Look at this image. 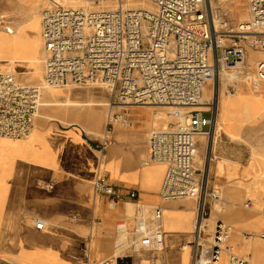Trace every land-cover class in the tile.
<instances>
[{
	"label": "built area",
	"instance_id": "built-area-1",
	"mask_svg": "<svg viewBox=\"0 0 264 264\" xmlns=\"http://www.w3.org/2000/svg\"><path fill=\"white\" fill-rule=\"evenodd\" d=\"M128 1L78 0L43 8V84L20 81L0 68V136L29 135L44 85L102 83L114 91L112 104L173 107V126L149 134L148 161L166 164L160 200L195 202L191 239L186 243L192 247L188 264H253V254L244 246L253 238H264V228L256 233L208 221L210 205L219 198L208 186L217 108L212 99L202 104V91L219 71H242L246 47L264 51V0H245L248 17L238 22L217 12L211 0H141L148 6H124ZM90 2L110 3L112 8H91ZM254 70L257 79H264V59L255 62ZM121 117L125 119L124 114L111 113L108 129ZM199 134L206 137L200 169L194 143ZM93 190L96 195L128 197L133 205L128 234L134 243L163 249L160 204L148 206L143 214L137 192L110 184L101 170ZM32 224L37 230L45 226L40 218H32ZM259 261L264 264V257ZM93 264L133 263L123 249Z\"/></svg>",
	"mask_w": 264,
	"mask_h": 264
},
{
	"label": "bare ground",
	"instance_id": "bare-ground-1",
	"mask_svg": "<svg viewBox=\"0 0 264 264\" xmlns=\"http://www.w3.org/2000/svg\"><path fill=\"white\" fill-rule=\"evenodd\" d=\"M55 1L69 3L76 0ZM49 2L50 0H0V19L10 17L9 25L5 29L0 28V66L2 70L13 72L20 81H25L24 78H26L28 81H39L37 84H43L42 62L44 63L45 52L44 48L42 49L40 20L42 10ZM211 3L217 12L224 14L231 21L248 17L247 5L245 3L246 17L242 0H211ZM92 4L90 2L87 5L91 7ZM126 5L129 7L148 6L145 1L141 0H131L124 4ZM95 6V8L107 6L112 8L110 3H99ZM0 23L3 24V20H0ZM259 59H264V51L246 47V65L240 71L241 74L221 70L214 84L211 80L207 81L202 91V104H206L211 99L216 103V130L221 129L224 133L247 144L251 156L248 164L242 167L217 157L216 154L213 155L208 166L210 180L208 186L209 182L214 184L219 198L210 206L209 224L218 220L241 229H249L253 226L259 229L258 232L264 228V79H257L254 70L255 62ZM86 84L94 85L93 89L88 90L85 87ZM113 96V89L102 83L69 84L60 87L44 85L40 91L33 123L36 126H43L46 121L57 118L63 125L79 124L86 134L97 137L101 141L115 137L118 140H124L130 147H134L132 138L125 133H117L118 130L128 127L127 117L113 121V126L108 129V122L112 119L109 113L106 119L107 111L124 107L112 104ZM140 106L158 107L154 105L125 107L133 110ZM163 108L169 109L168 117L172 118L171 125L165 127H172L174 108L171 106H163ZM180 110L184 111V108ZM156 115L162 116V113L158 112ZM116 124L119 127L115 128ZM36 133L37 130L32 125L29 135L20 140L0 136V264H66L63 261L64 255L58 251L60 249L71 250L69 243L56 233L63 225L62 217L53 215L42 206L43 204L39 205L30 199L31 195L50 193L49 184L36 185L33 175L27 172V162L19 158L20 153L16 157L15 152L10 149L15 148L17 142L29 141ZM194 143L195 165L200 169L204 159L206 137L202 134L196 135ZM63 144L55 145L58 152L52 156V159L57 160L62 168L75 170L77 164L73 163L75 158L72 152L74 145L68 142ZM28 145L32 146L30 143ZM114 149L120 148L110 146L101 155L97 170L119 171L127 166H134L130 156L124 150L119 153ZM148 155L149 153L143 159L142 164L159 163L157 165L161 167L160 172L164 176L166 164L149 162ZM87 173H90V170H86L85 174ZM89 178L92 180L93 175ZM162 179L163 177L159 179L160 187L163 183ZM246 198L252 200L251 205L245 202ZM180 199L186 200L187 198ZM143 207H146V210L149 209L148 205H142V210ZM132 208L133 205H127V211ZM194 208L193 205L192 211ZM22 213L29 215L31 222L35 217L42 219L45 223L44 228L37 230L34 226L35 229L27 225L26 221L21 219ZM65 213L66 209H63L62 215ZM132 216H128V220H131ZM238 218L244 224L239 223ZM94 222L96 223L97 220ZM92 233L91 231L90 248L96 244ZM256 239L263 242L256 247V251L264 253V238ZM148 249L151 250V255L148 251L143 252L142 250L147 249L142 248L141 251L134 253L135 260L142 264H156L162 261L160 256L164 246L162 250ZM90 256L89 254L86 264H93L103 259L92 261ZM259 260H254L253 264H261ZM70 264L83 263L71 260Z\"/></svg>",
	"mask_w": 264,
	"mask_h": 264
},
{
	"label": "crops",
	"instance_id": "crops-1",
	"mask_svg": "<svg viewBox=\"0 0 264 264\" xmlns=\"http://www.w3.org/2000/svg\"><path fill=\"white\" fill-rule=\"evenodd\" d=\"M124 115L125 119L126 117L129 119L128 127L118 130L117 133H125L132 138L134 147L115 137L101 141L97 137L86 134L77 123L63 125L60 120L53 118L46 121L43 126H36L33 123L37 133L29 141L14 143L15 148H10L15 152L16 157L20 153L19 158L27 162V172L33 175L36 185L49 184L50 193L31 195L30 199L39 205L43 204L42 206L53 215L62 217L64 220L61 230L56 233L71 247V250L58 251L64 255L63 261L66 264H70L71 260L86 264L89 254L92 261L105 258L120 247L125 239L122 226L126 220L128 221L127 205L130 204V200L128 197L96 195L89 178L93 175L94 179L100 157L110 146L120 148L114 149L119 153L124 150L130 156L134 166H127L119 171L106 169L103 172L107 181L124 192L135 190L136 201L143 206L160 204L163 207L164 249L160 258L164 264H171L170 257L175 254L176 248L183 246L191 239L193 218L191 201L193 200H160L159 182L163 177V173L160 172L161 167L157 165L159 163L142 164L148 154V131L157 122L155 114L147 106H140L130 109L127 115ZM64 142L74 145L72 152L75 158L73 163L77 164L75 170L62 168L57 160L52 159V156L58 152L55 145ZM28 143L32 146L29 147ZM86 170H90V173L85 174ZM91 188L93 195H91ZM63 209H66L64 215H62ZM69 213L72 217L65 219L64 216ZM28 216L22 213L21 219L26 221L27 225L33 226ZM94 220L97 222L95 223ZM237 221L243 223L239 218ZM87 225L90 226L89 231H87ZM250 229L256 228L251 226ZM91 231L96 244L90 248ZM148 253L152 254L150 251Z\"/></svg>",
	"mask_w": 264,
	"mask_h": 264
},
{
	"label": "rangeland",
	"instance_id": "rangeland-1",
	"mask_svg": "<svg viewBox=\"0 0 264 264\" xmlns=\"http://www.w3.org/2000/svg\"><path fill=\"white\" fill-rule=\"evenodd\" d=\"M78 0L74 1V2H77ZM55 2H58V1H55V0H50L49 3H47L46 5H49V4H53ZM63 2V1H62ZM59 3V2H58ZM45 5V6H46ZM242 5L244 6V11L246 13V17H247V12H246V7H245V0H242ZM95 4H92L91 5V8H95ZM0 20H3V24L0 25V28H3L5 29V27L7 25H9V20H10V17H3L2 19ZM242 20H245V18H242V19H233L232 22H238V21H242ZM43 49V47H42ZM44 58H45V53H44ZM44 60V59H43ZM42 65H43V62H42ZM1 68V66H0ZM5 69V67H2ZM228 73H233V72H230V71H227ZM236 74V73H235ZM238 75L241 74L240 73H237ZM26 83H29V84H37L39 81H28L26 78H24ZM39 80V78H38ZM216 80V77L215 79L213 80V84ZM216 84H217V81H216ZM69 87V86H68ZM85 87H87L88 90H91L93 89L94 85H85ZM149 110H151L154 114H155V119H156V123L153 125V127H151L148 131V134L151 130L153 129H157V128H161V127H165V126H170L171 125V120L172 118L168 117V113L167 111H169V109L167 108H163V106H158V107H153V106H147ZM132 109L130 107H118V108H113L112 110L110 111H107V114H106V119H107V115L108 113L111 114V113H118V114H126L127 115V112ZM158 112H161L162 113V116H158L156 115ZM115 127H119L117 124ZM109 136V134H108ZM212 155L216 154L217 157H221L222 159H226L228 160L229 162L231 163H234V164H237V165H240L242 167H245L248 162L250 161L251 159V156H250V148L247 144H244L243 142L237 140L236 138H233L231 137L229 134L227 133H224L221 129H217L216 130V134H215V137H214V144H213V148H212ZM164 174H165V170H164ZM210 178H212V176H210ZM163 179H164V176H163ZM163 179H162V182H163ZM210 181V180H208ZM92 182H93V179L91 180V185H92ZM209 187L211 188H215L214 184L212 182H209ZM162 186V184H161ZM161 188V187H160ZM217 191V190H216ZM91 195H93L92 193V188H91ZM195 207V202L194 201H191ZM245 202L248 204V205H251L252 204V200L251 199H248L246 198L245 199ZM143 214H146L147 213V210L145 209L146 207H143ZM133 215V211L132 209L127 211V216H130ZM68 217H72V214H67L64 216L65 219H67ZM129 217V218H130ZM225 223V222H224ZM130 224H131V220H126L122 226V233H123V236H124V240H123V244L116 248L114 250V252H117L118 250H125V253L130 257V259L132 260V263L133 264H142L140 261H137L135 260L134 258V253H136L137 251H141L142 248L138 247L135 243H134V239L131 238V236L128 234V230H129V227H130ZM228 224V223H227ZM30 227L33 228V226L31 224H29ZM34 229V228H33ZM90 229V226L87 225V231H89ZM242 230H246V231H249V229H242ZM250 231H254L256 233H258L259 229H250ZM263 242L259 239H256V238H253L252 240H249L245 246H244V251H248V250H251V253L253 254V260H259V258L262 257V255H264L263 252H257L256 251V247H258L259 244H262ZM183 247H185V249H183ZM191 245H188V244H183V246L179 247V248H176V252L174 255H172V257H170V261H171V264H188L189 263V260H190V256H191ZM143 252L144 251H151L150 249H147V250H142ZM187 252V255L185 254ZM186 255V256H185ZM156 264H164L163 261H158L156 262Z\"/></svg>",
	"mask_w": 264,
	"mask_h": 264
}]
</instances>
